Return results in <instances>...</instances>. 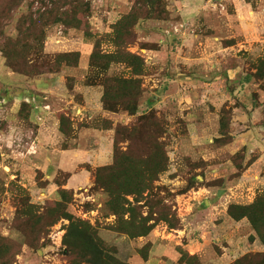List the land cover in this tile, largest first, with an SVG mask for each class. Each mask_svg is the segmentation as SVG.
<instances>
[{
    "label": "rangeland",
    "instance_id": "374dc122",
    "mask_svg": "<svg viewBox=\"0 0 264 264\" xmlns=\"http://www.w3.org/2000/svg\"><path fill=\"white\" fill-rule=\"evenodd\" d=\"M8 1L0 0V64L5 62L4 66L0 65L4 71L0 73V88H46L45 85L48 84H46V75L24 76L27 79L24 83L15 81L13 78L16 77L8 75L7 73L12 70L6 64L3 50L9 39L19 38L20 19L29 13L44 11L43 5L50 7V0H22L17 8L11 10H8L10 8L7 7ZM88 1L90 16L81 19L82 23L78 29H67L60 24L44 28L43 55H48L50 62L59 53L79 52L80 54L77 67L69 68L62 65L60 72L52 74L57 75L55 88H102L100 85L107 78L130 76L129 70L123 65L111 64L107 70H102L101 65L100 68H90L88 58L95 44L102 54L113 53L116 50L112 42L114 25L132 10L133 0ZM161 2L151 18L137 23L133 29L134 41L127 47V51L140 56L145 64L141 78L144 93L138 100L139 114L149 112L146 106L149 105L153 93L150 88L154 90L157 88L158 91L170 88L167 95L169 101L173 103H167L161 110L152 109L164 123L166 130L164 137L169 158V168L160 176L156 186L163 189L158 196L171 216H175L178 220V226L176 229H170L166 223L158 222L148 236L132 240L115 233L113 228L116 218L106 208L107 195L102 190L94 188V175L93 185L81 186L72 191V196H67V212L74 218L95 227L97 236L107 248L112 250V255L128 264H209V262L237 264L238 260L241 264H258L257 260L261 256L255 255H264V251L260 254L249 252V245L252 242L251 233L245 231L249 226L247 221L239 224L237 233L228 230L223 232L221 237L214 234V228L222 221L211 219V215L203 219L205 214L202 212L205 209L203 201L209 196L204 191V187L220 189V194L213 193L211 196L212 199H216L224 195L223 190L227 186L224 187L221 180L213 179L212 173H206L203 162L197 159L192 161L184 155L175 160L174 154L179 139L186 138L189 139L188 141L192 139L193 141L189 143L192 149L197 150L204 144L208 151H212L215 148L231 146L233 136L243 130L242 132L246 134L250 132L249 140L244 147L239 143V149L232 155L230 161L237 169L230 178L239 177L245 171V167L250 166L259 155H264V74L259 76L260 62L264 60V27L262 26L261 29V26L253 22L250 29H247L246 23L251 21H246V18L249 20L251 16L244 10L249 7V10L258 12L259 23L264 25V0H161ZM30 3L33 5L30 6ZM30 44L35 48L37 42L32 41ZM32 53L34 51H31ZM170 55H177L180 62L177 63L178 66L182 65L180 58L185 56L194 60V67L198 63L203 65L201 70H204V75L201 82L194 76L190 77L189 82L194 81L195 87L188 88L194 92V98L199 100L191 108H186L183 105L185 103H180V95L188 90L185 83L189 79L185 81L186 75L197 74L201 77L203 73L190 66V73L186 72L181 77H176L182 72L181 67H177L174 74L171 72L166 74L171 60L164 58ZM156 58L164 60L158 67L154 65ZM212 65L215 66L214 69L211 68ZM2 90L0 100H3L7 93L5 89ZM32 97L26 98L20 103L19 109H15L18 110L17 118H29L32 113L30 106H36L42 101L40 97L38 99ZM75 98L79 101L77 96ZM5 106H7L6 101L0 105V123L8 117L9 109L8 107L5 109ZM187 106H190V103ZM256 110L258 112L254 114ZM70 112L73 111L69 110L68 113ZM192 112L197 117H202L201 121L205 122L203 123L205 126L201 125L200 121L199 125L191 124L189 129L185 119ZM115 114L125 115L122 112ZM61 116L66 115L60 113L58 117ZM135 119L134 117L127 125L134 124ZM197 128L206 129V133L201 134ZM189 133L199 138L189 137ZM23 139L25 138L12 141L0 134V237L20 247L12 264H70L62 244L65 229L69 224L66 220H60L45 229L46 233L36 247L29 248L24 244L23 234L27 232V227L24 224L21 202L29 200L30 203L40 207L52 206L54 201H59V197L56 200L52 199L53 191H46V198L36 192L46 185L44 175L39 171H25L22 163L36 156L37 143L30 142L29 153L23 155L21 152L25 150L24 143H26ZM203 139L204 143H202ZM192 149H188L189 152H193ZM245 158L247 161H244ZM261 162L256 169L259 180L264 183V160ZM176 164L179 165V169ZM171 165L177 169L176 173H172L174 169ZM199 169L202 170L198 171ZM65 176L66 174L59 173L56 177L59 181H63ZM175 177H179V180L185 183L171 186L168 178L173 180ZM32 180L35 185H32ZM263 189L264 185L259 183L258 188L255 189V198L263 193ZM189 190L190 193L187 194L191 200L189 203L194 202L196 205L193 210L196 209V213L200 211L203 215L198 214L194 222L187 225L185 233L178 234L174 231L181 229L184 224L181 222L178 209L183 207L180 202ZM184 198L187 200L186 197ZM129 200L132 201L131 198ZM147 211L146 208L142 210L144 216ZM182 212L189 214L191 210L187 209L186 212L182 210ZM224 236L228 237L225 239ZM194 244L201 246L199 257L192 260L184 257L179 263V252L185 254V245ZM223 253L224 259H218ZM145 254L148 255L147 262L142 260Z\"/></svg>",
    "mask_w": 264,
    "mask_h": 264
},
{
    "label": "trees",
    "instance_id": "16d2710c",
    "mask_svg": "<svg viewBox=\"0 0 264 264\" xmlns=\"http://www.w3.org/2000/svg\"><path fill=\"white\" fill-rule=\"evenodd\" d=\"M21 1L9 0L8 10L17 8ZM133 2L132 10L114 25L112 42L116 50L113 53L102 54L95 44L88 58L90 68H100L101 65L102 70H107L111 64H117L125 66L130 73L127 78H107L100 85L103 111L122 112L136 119L131 126L117 124L114 128L111 122L104 121L106 129H114L112 163L97 168L93 175L94 188L102 190L107 195L106 208L116 218L113 231L131 240L148 236L158 222L166 223L170 229H176L178 226V220L171 216L158 196L163 189L156 186L160 176L169 168L164 137L165 126L152 109L149 112L138 113V100L144 93L141 78L145 64L140 56L127 51V47L134 41L133 29L137 23L151 18L154 10L159 8L162 2L161 0ZM50 4V7L44 4L45 10L42 12L38 10L36 13L23 16L18 24L19 38L7 41L3 50L4 57L13 73L36 77L58 73L62 65L69 68L78 66L79 52L56 54L52 62L49 61L48 55H43L44 28L60 24L67 29H78L82 23L81 19L90 16L89 1L50 0ZM32 5L30 3V6ZM32 41L37 42L35 48L30 44ZM31 51L34 53L31 54ZM30 56L32 57L29 58ZM259 71V76H262L264 60L260 62ZM67 118L59 117L61 132L64 134L65 127L70 124ZM68 178L69 175L66 174L63 181H59L58 177L54 179L58 187L59 201H54L52 206L40 207L29 200L21 202L24 224L27 227V232L23 234L24 244L29 248L36 247L45 235V229L60 220H66L69 224L65 229L62 244L70 264H128L112 255V250L97 236L95 227L67 212V196H72V191L62 187L66 185ZM144 208L148 210L145 216L142 212ZM227 214L236 222L247 220L255 235L250 236V241L257 239L264 246V192L256 196L250 204H230ZM19 248L15 243H8L7 239L0 237V264H12ZM179 254V263L184 257L190 260L196 258L189 256L187 252L183 254L180 251ZM255 256H261L257 263L264 264V255ZM142 258L147 261L148 255L145 254ZM236 263L241 264L239 260Z\"/></svg>",
    "mask_w": 264,
    "mask_h": 264
},
{
    "label": "crops",
    "instance_id": "0c3cea01",
    "mask_svg": "<svg viewBox=\"0 0 264 264\" xmlns=\"http://www.w3.org/2000/svg\"><path fill=\"white\" fill-rule=\"evenodd\" d=\"M248 8H244V10L245 13L251 17L249 20L246 18V21L251 22L246 23V28L250 29V26L254 22V24L256 23V25H259V27L261 26L262 29L264 25L259 23V13L253 12ZM242 25L245 24L242 23ZM155 54L157 55V53ZM156 59L157 60L154 61V65L158 67L164 60L159 58ZM164 59L171 60L169 68L166 69V74L170 72L171 74H174L177 70V67H181V69H183L182 72L176 75V77H181L186 72L190 73L189 68L190 66L194 65V60L186 56L180 58L182 61V65L180 66L177 64L179 62L177 55H170ZM195 61L200 62V60ZM2 64L4 66L5 62H1L0 65ZM192 68L198 69L199 71L203 69V65L198 63L197 66H193ZM211 68L214 69L215 66L212 65ZM164 70L165 68L163 71ZM2 72L4 71L2 68H0V73ZM62 73H64V71ZM201 73H203L201 74V77H198L197 74L196 76L186 75L187 77L185 78V81L189 79L188 82L185 83L187 84V88L195 87L193 85L194 81L189 82L190 77L194 76L196 79L198 78L199 81L203 79L204 70H201ZM7 74L16 77L13 78L15 81L20 83L25 82L26 78L24 76L14 74L10 71ZM45 77L47 81L46 84L48 83L45 85L46 88H0V93L3 91L2 89L7 91L6 96L3 97V101L7 102L5 109L7 107L9 109L8 117H5L4 122L0 123V134L2 133L6 139H10L12 141L18 138H25L23 140H26V143H24V149L26 151L22 150L21 153L23 155L29 153V148H31L29 146L30 142L34 141L37 143L35 146L37 153L36 156L30 157L22 164L25 168V171H39L44 175V181L46 182V185L41 189L36 188V192L40 194L41 197L46 198L47 195L45 192L53 191L52 199L56 200L58 198V187L57 185L53 184V181L59 173L69 175L66 185L62 188L69 191H74L75 189H78L84 185H93V172L99 167L108 166L112 163L114 129H106L103 125L104 121L111 122L114 128L117 124L127 125L134 119V117L103 111L101 103L102 88H55L57 75L51 74L46 75ZM60 78L63 79V77ZM150 89L153 90V93L149 105L146 106L148 111L151 109L161 110L167 103H173V101H169L167 95V91L170 88H163L159 91L157 88H155V90L152 88ZM193 93L194 92L188 88L185 93L180 95V103H185L183 104L184 107L191 108L195 103L199 102L198 99L194 98ZM76 96L79 98V101L76 100ZM30 97L37 99L40 97L42 98V101L38 102V105L36 106H30L32 113L29 118H17L16 114L18 110L15 111V109H19L20 103L26 100V98ZM189 103L190 106H187ZM69 110H72L73 112L68 113ZM257 112L258 111L256 110L254 114H257ZM60 113H63L70 119L69 126L65 128L66 134L61 132V125L58 117ZM201 118L197 117L192 112L189 114L188 118L185 119V122L189 124V129H191L190 125L193 123L199 125ZM233 122L235 123L236 120ZM203 123L205 122L201 121V125H203ZM198 129L199 128H197V131ZM242 131H238L239 134L233 136V142L231 143V146L227 148H215L212 151H208L207 146L202 144V146H199L197 150H195L192 149V147H189L190 141L192 142L193 140L191 139L188 141L189 139L186 138L179 139V142H177L175 147V160H178L184 155V157L190 158L192 161L197 159L198 161L203 162L206 168L205 172L212 173V176L214 177L213 179L221 180L223 186L228 187L223 190L224 195L217 197L216 199H212L211 196L213 193L220 194V189L216 187H204V191L208 193L209 196H207V199L203 201L205 207V209L202 211L205 213L203 219H205L207 215H211V219L222 221L220 224L215 225L214 228V234L218 236H221L223 232H227L228 230H232L233 233H237L239 224L247 221L245 219L239 222L232 220L227 214L229 205H247L252 203L255 198V189L258 188L259 183L264 185V183L259 180L256 169L259 167V165H261V161L264 160V155H259V157L250 166H248L239 177L236 179L230 178V176L236 172V168L230 159L232 155H234V153L239 149V143H241V147H244L246 142L249 140L248 137L250 132L246 134ZM199 132H201V134L204 132L206 133V129L200 128ZM196 136L197 135H191L189 133V137L199 138V136ZM202 143H204V139ZM251 145H253V143ZM188 149H192L193 152H189ZM244 161H247V158H245ZM171 168L174 169L173 165H171ZM177 169H179V165L177 166ZM177 169H174L172 173H176ZM201 170L202 169H199L198 171ZM31 183L32 185H35L33 180ZM168 183H171V186L174 187L176 185H183L185 182L183 180L180 181L179 177H175L173 180L168 178ZM190 190L183 195L180 202V205L183 207L178 209L181 222L184 223L181 229L174 231L178 234L185 233L187 225L193 223L198 214L203 215L202 212L198 211L196 213V209L193 210V207L196 205L194 202L189 203L191 200L188 198L187 194L190 193ZM262 191L264 192V189ZM245 193H247V195H245ZM184 197H186L187 200H185ZM187 209H190L191 212L189 214H184L182 210L186 212ZM245 231L251 233V236H255L250 225L247 227V230L245 229ZM228 236H224V238L226 239ZM204 238L205 236H203L202 239ZM200 247L201 246L195 244L185 245L184 251L187 252L189 256L199 257L198 253H200ZM263 249V246L257 239L253 241L251 245H249V252L252 253L263 252ZM224 257L225 254L223 253L218 259L223 260Z\"/></svg>",
    "mask_w": 264,
    "mask_h": 264
},
{
    "label": "built area",
    "instance_id": "2783aa9c",
    "mask_svg": "<svg viewBox=\"0 0 264 264\" xmlns=\"http://www.w3.org/2000/svg\"><path fill=\"white\" fill-rule=\"evenodd\" d=\"M4 104V101L3 100H0V105H3Z\"/></svg>",
    "mask_w": 264,
    "mask_h": 264
}]
</instances>
